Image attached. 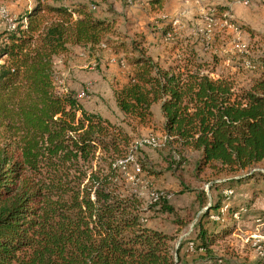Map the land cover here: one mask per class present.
Returning a JSON list of instances; mask_svg holds the SVG:
<instances>
[{
	"label": "trees",
	"instance_id": "1",
	"mask_svg": "<svg viewBox=\"0 0 264 264\" xmlns=\"http://www.w3.org/2000/svg\"><path fill=\"white\" fill-rule=\"evenodd\" d=\"M34 2L15 19L14 30H0V264H189L186 248L181 252L189 242L215 259L210 246L221 222H208L209 212L229 199L219 190L237 189L255 175L264 179L251 172L264 168V71L239 88L228 75L212 77L218 59L205 60L189 40L170 63L137 41L113 46L130 67L113 90L122 122L131 131L151 126L158 105L161 142L154 147L167 169H182L192 152L198 175L208 170L222 179L210 185L217 199L201 213L193 236L174 249V236L149 227L142 215L171 214L183 227L177 207L164 194L143 206L127 185L133 161L140 173L159 172L139 158L119 164L149 144H133L121 124L87 111L55 68L56 58L73 47L105 44L114 22L84 4ZM206 202L201 190L188 209L196 214Z\"/></svg>",
	"mask_w": 264,
	"mask_h": 264
},
{
	"label": "rangeland",
	"instance_id": "2",
	"mask_svg": "<svg viewBox=\"0 0 264 264\" xmlns=\"http://www.w3.org/2000/svg\"><path fill=\"white\" fill-rule=\"evenodd\" d=\"M34 1L0 0V24L7 29V20L15 23V19ZM53 1L66 5L84 4L96 17L108 18L114 22V31L106 35L105 44L94 50L73 47L56 58L55 68L65 86L73 89L78 97L79 94H84L79 100L87 111L121 124L132 137L133 144L152 139L160 144L158 129L161 119L159 110H156L154 124L134 131L129 130L122 122L124 116L116 106L113 90L125 81L130 67L122 58L123 53L113 50L116 44L140 42V46L143 44L146 51L159 56L161 62L170 63L177 58L179 48L189 40L190 44L196 43L200 56L205 60L210 61L211 54L216 56L218 62L212 66L214 72L230 76L239 88H248L264 71V40L261 38L264 34V0H249L246 5L237 0H163L161 7L151 4L149 0ZM224 20L226 23H223ZM232 22L240 30L230 26ZM168 26L173 30L170 36H163L162 29ZM252 32H255L254 35L260 41L249 39ZM142 149V153L134 152V158L141 159L147 167L159 173L150 176L145 172L140 173L133 161L128 165L127 172L131 179H128L127 185L140 195L143 206L152 201V194H164L177 207L179 221L186 223L183 227L176 223V216L171 214L145 210L142 216L149 227L173 235L174 249H178L183 238L193 236V228L201 213L210 208L211 200L217 199L218 190H210V185L222 179L210 174L208 170L198 175L194 170L195 153H188L187 162L182 169L168 170L156 147L145 145ZM257 171L264 173V168L258 165L251 170ZM135 174L138 176L133 181ZM201 190L205 191L207 202L195 214L192 208H188L192 196ZM219 192L229 199L222 201L217 213L213 210L209 212L208 222H221L217 227V240L210 246L215 259H209L204 252H195L188 247L191 246L189 242L181 249V252L185 248L188 251L187 262L264 264L263 177L255 175L254 178L243 181L237 189L223 188ZM232 194L235 197H231ZM251 196L254 205L248 208L247 201ZM231 206L236 207V210L233 211Z\"/></svg>",
	"mask_w": 264,
	"mask_h": 264
},
{
	"label": "built area",
	"instance_id": "3",
	"mask_svg": "<svg viewBox=\"0 0 264 264\" xmlns=\"http://www.w3.org/2000/svg\"><path fill=\"white\" fill-rule=\"evenodd\" d=\"M237 2L240 3V4H244V5H246V4H248L249 0H237ZM210 21H211V18H210ZM7 22H8V26L6 27L7 30H9V31L14 30L16 24L13 23V22L10 23L9 20H7ZM223 23H226V21L224 20ZM230 26H232V27L235 28L236 30H238V29L240 30L239 26L236 25V24L233 23V22L230 23ZM167 36H170V34H167ZM82 96H84L83 93L79 94V97H80V98H81ZM141 143H146V144H149V145H152V146H156V145H158V144H156V142H155L153 139L150 140V141H145V142H142V140H141L140 144H141ZM133 159H134L133 155H132V154H128L127 157H126L125 159L119 161V164H120V165H124L127 161H132ZM158 195H159V194H152V199H153V200H156V199L158 198Z\"/></svg>",
	"mask_w": 264,
	"mask_h": 264
},
{
	"label": "crops",
	"instance_id": "4",
	"mask_svg": "<svg viewBox=\"0 0 264 264\" xmlns=\"http://www.w3.org/2000/svg\"><path fill=\"white\" fill-rule=\"evenodd\" d=\"M235 4V3H234ZM64 5H66V4H64ZM237 6L236 7H239L238 5L239 4H236ZM32 6H33V4L31 5V6H28L26 9H25V11H27V10H30L31 8H32ZM24 11V12H25ZM4 28V26H2V24H0V30L1 29H3ZM257 33H259V32H257ZM255 34V32H252V33H250V37H249V39L250 40H253V41H260V40H257L258 39V36L257 35H254ZM263 40H264V34H263V36L261 37ZM261 39V40H262ZM148 53L150 54V55H152L155 59H159L160 57L159 56H157V55H154L153 53H151L150 51H148ZM160 60V59H159ZM220 75V73L219 74H216L214 71L211 73V76L212 77H217V76H219ZM125 81H126V79H125ZM124 81V82H125ZM123 82V83H124ZM152 109H153V111L155 112L156 110H158V105H154V106H152ZM93 112V111H92Z\"/></svg>",
	"mask_w": 264,
	"mask_h": 264
}]
</instances>
